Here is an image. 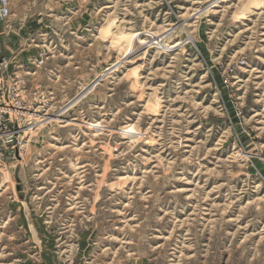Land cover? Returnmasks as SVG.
I'll use <instances>...</instances> for the list:
<instances>
[{
	"label": "rangeland",
	"instance_id": "rangeland-1",
	"mask_svg": "<svg viewBox=\"0 0 264 264\" xmlns=\"http://www.w3.org/2000/svg\"><path fill=\"white\" fill-rule=\"evenodd\" d=\"M8 3L0 264H264V0Z\"/></svg>",
	"mask_w": 264,
	"mask_h": 264
},
{
	"label": "built area",
	"instance_id": "built-area-1",
	"mask_svg": "<svg viewBox=\"0 0 264 264\" xmlns=\"http://www.w3.org/2000/svg\"><path fill=\"white\" fill-rule=\"evenodd\" d=\"M11 16V9H10V5L8 3V0H0V22L3 23H7V20L9 19V17ZM8 25V24H6ZM45 52L42 51L41 56L33 61V64L36 67H39L43 64L44 62V57H45ZM8 66V61L7 59H1L0 60V73L1 71L5 70Z\"/></svg>",
	"mask_w": 264,
	"mask_h": 264
},
{
	"label": "crops",
	"instance_id": "crops-1",
	"mask_svg": "<svg viewBox=\"0 0 264 264\" xmlns=\"http://www.w3.org/2000/svg\"><path fill=\"white\" fill-rule=\"evenodd\" d=\"M13 24H14V26H17L18 25V22L16 20H13ZM13 29H14V31L16 30L15 27Z\"/></svg>",
	"mask_w": 264,
	"mask_h": 264
}]
</instances>
